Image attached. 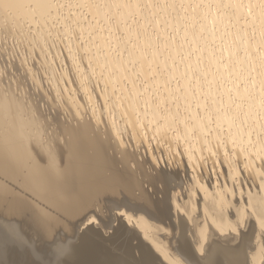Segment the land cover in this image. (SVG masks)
I'll return each mask as SVG.
<instances>
[{
    "label": "bare ground",
    "instance_id": "1",
    "mask_svg": "<svg viewBox=\"0 0 264 264\" xmlns=\"http://www.w3.org/2000/svg\"><path fill=\"white\" fill-rule=\"evenodd\" d=\"M83 90L92 116L76 111ZM141 127L182 151L187 203V166L156 168L150 151L139 163L113 140ZM219 151L230 185L208 190L195 169ZM145 163L162 199L142 189ZM261 165L264 0H0V209L29 203L51 231L81 221L65 264L125 263L130 246L132 264L152 250L166 264H264ZM106 201L119 223L103 238Z\"/></svg>",
    "mask_w": 264,
    "mask_h": 264
},
{
    "label": "rangeland",
    "instance_id": "2",
    "mask_svg": "<svg viewBox=\"0 0 264 264\" xmlns=\"http://www.w3.org/2000/svg\"><path fill=\"white\" fill-rule=\"evenodd\" d=\"M80 80L81 79H79V81ZM70 84H71L70 87L72 88V85L73 84L76 85V82H74V80H72V83H70ZM86 84H87V81H86ZM77 90L80 91L79 89H77ZM83 91L85 92V94H86L87 97L90 95L89 93H91L89 90L88 91L83 90ZM82 96H81L80 101H81V103L83 105L80 108L81 110L77 109L76 111H77V113H79L80 111H84L87 115L92 116V110H90V111L87 110V107L90 106L89 104H91L92 107L95 108L96 105H94V103H93L94 100L91 99V98L89 99V97H88V100L89 101L91 100V103H88L89 101L87 100V98H85L83 100V97ZM85 100H86L87 104H86ZM120 110H121V112H123L122 109H120ZM85 113L82 116H85ZM93 116L95 117V114H93ZM95 119H97V117H95ZM127 126H128V124H127ZM127 129H128V127H127ZM148 131L149 130H147L146 127L145 128H142V127L139 128V133L137 135V138H134V137L132 138V137H129L128 135H126L125 134L126 133V130L124 131L125 133L124 132H121L120 133V132H115L112 129L111 130V133L114 135L113 140H115V141L118 140V144L120 146L128 147L129 150L131 149L130 151H134L136 153V160L139 163H142L143 160L146 159V153H145V151H147V152L150 151L149 152V157H150V159H153L152 160L153 162L155 161L154 164L156 165V168H161V169H164L165 171H168V170L170 171L171 168H178L180 166L181 167L182 166H184V167L187 166L186 161H185V156H183V155L180 156V153H182V151L180 149L177 150V151H174L173 147L169 146L168 143H164V142L163 143H160V142L156 141L154 139L155 137L150 136L152 133L149 134L150 131L149 132ZM118 133L120 134V136H119ZM143 134H144V136H142ZM122 135H124L125 137H123ZM116 136H117V139H116ZM119 137H121V138H119ZM127 138H128V140L126 141ZM141 141L144 142L145 146H143V143ZM132 142H133V144H132ZM131 144L133 145L132 147L130 146ZM143 147H145V148H143ZM155 148H157V149L155 150ZM137 149H139L140 152ZM142 149L144 151H142ZM154 151H157V152H154ZM144 153H145V155L143 156ZM154 153H155V156H154ZM169 153H170V155H169ZM107 154L110 155V156H113L115 158V160L118 159V157H120L119 154H117L116 151L109 150V151H107ZM217 156H219L218 157V162L219 163L218 162H215L216 160L213 157H212V159H214V160L211 159L212 162L209 159V157H206V158H208V160H207L208 162H206V161H200L199 160L200 166H198L195 169V173H196V175L200 179L199 180L200 181L199 182V185H201L202 182L205 183L207 185V189L208 190H211V188L213 189L214 186H216V188L223 189L222 186L225 185V186H228L229 187V185H230V182H228L229 180H227L228 179L227 178L228 175H227V172H226L227 169L225 170L226 167H225V165H223L224 162L222 161L223 160L222 159L223 153H221L219 151V153H217ZM172 157L174 158V160H173ZM175 157L178 158V159H176ZM139 159H141V160H139ZM171 160H173V161H171ZM177 160H180V161H177ZM178 163H180V164H178ZM208 163L211 164V165L213 164L212 165V168H210L211 165L209 166ZM216 163H218V164L216 165ZM256 163L258 165L259 162L257 161ZM145 165L143 164V169H142L143 172H144V174H141V176H140V178L141 177L142 178L140 179L139 176H138L139 182L143 186L142 189H145V191L148 192L149 195L153 199H155V200H159L160 198L162 199L163 196L161 195V192L160 191H162L163 183L160 180H157V181L155 180L153 182V184L147 182L148 181V178L145 177V176H147V174L150 175L151 173H152L151 175L153 176L154 173L150 170L149 164L147 165L145 163ZM168 165H170V166H168ZM201 165H202L203 168L201 167ZM129 166L132 167V165H129ZM218 167H219V169H218ZM262 167H260L259 170L262 169L261 172H264L263 171L264 170V167L263 168ZM167 168H168V170H167ZM239 168L241 170V174H243L244 177L247 176L246 177V181L248 182V183L246 182L247 186H250L251 185L252 180H253V184L256 185L257 181H255V179L258 178L256 176V174H254V172H252L253 174H251V172H249V171H248L247 174H245L244 171H243L244 168L242 169V164H239ZM185 171H184V173L182 171L179 174L180 180L183 183L182 186H181L182 193H184L183 191H185L187 188H189L187 186H190V182H191L190 173L191 172H194V171L190 170L188 168V166L185 167ZM181 174L183 175V177H182ZM252 177H255V178H252ZM261 177H262V175H261ZM146 178H147V180H146ZM157 182L159 183L160 189L158 187ZM258 182H259V180H258ZM161 183H162V185H161ZM185 183H187V184H185ZM155 186L157 188H154ZM253 187H254V185H253ZM255 187H257V186H255ZM146 188L148 190L149 189L150 190L148 191ZM155 190L158 191V192L156 193ZM135 194H137V193L135 192ZM151 194H154L155 196L154 195H151ZM156 197H157V199H156ZM180 197H179L180 200L178 199V201H180L182 203L183 202L184 203H187L188 197H187V194L186 193H184V195H180ZM234 199L236 201L238 199V196L236 195L234 197ZM106 202H107V205L108 206L106 207V206L103 205L104 208L101 209V212H97L96 211L97 214H95V215H97L99 217V219H95L96 221L94 222V225L92 224V226L95 229H99V232H100V234L102 233V237L103 238L109 236L112 233L113 229L119 223V222H117L118 221V218L116 217V212L117 211H116V209H114V203H115V201H111V202L110 201H106ZM169 203L172 206V203H171V194H168V202H167V204H169ZM170 205H168V206L171 207ZM136 212L137 211H135V212L133 211V213H136ZM171 215H172V218H171L170 221H173L174 219H173L172 211H171ZM115 219H117V220H115ZM80 222L81 221H78L77 223H67V226H68L69 229L52 228V231H51V230L48 229L47 224L38 215L37 211L29 203H28V207L25 209L24 212L21 211V212H17V213H14V214H7V213H5L4 211H2L0 209V230H1L0 231V264H65V262L63 261V259L65 258V252H66V250H69L71 247H74V245L78 241V237H79L80 233H82V231L84 230V226L81 225ZM101 223H102V226H101ZM3 224L6 225L7 228H6V226L4 227ZM2 225H3L4 228L2 227ZM11 227H13V228H11ZM40 227L42 228L43 232H41ZM8 234H11V235H9L11 237H9ZM3 235H6V236L3 237ZM159 237L162 238V236H159ZM135 244H136V242H133V245H135ZM154 252L152 250L153 256L155 258L154 257H150L151 260L146 261V262H140L139 264H166L161 259V257L157 253H154ZM128 255H130V256H128ZM138 255H139L138 252L136 253V252L132 251L131 250V246H130L129 253L127 252V253L123 254L124 261H126L127 264H132V262H137L138 261L137 260ZM126 262L125 263L122 262L121 264H126Z\"/></svg>",
    "mask_w": 264,
    "mask_h": 264
}]
</instances>
